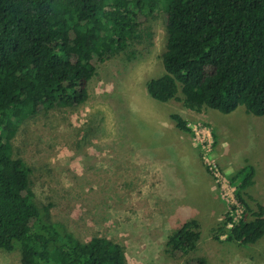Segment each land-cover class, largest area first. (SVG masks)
Returning a JSON list of instances; mask_svg holds the SVG:
<instances>
[{
	"label": "rangeland",
	"instance_id": "obj_1",
	"mask_svg": "<svg viewBox=\"0 0 264 264\" xmlns=\"http://www.w3.org/2000/svg\"><path fill=\"white\" fill-rule=\"evenodd\" d=\"M164 23L161 7L141 16L129 60L85 56L95 73L81 106L41 109L20 124L11 152L30 168V201L77 242L119 244L127 264H264V235L249 246L227 240L232 225L252 218L230 199V177L245 165L254 177L243 199L264 210V116L151 98L146 82L164 73ZM189 220L198 225L195 249L171 256L167 237ZM0 264H21L19 249L0 250Z\"/></svg>",
	"mask_w": 264,
	"mask_h": 264
},
{
	"label": "trees",
	"instance_id": "obj_2",
	"mask_svg": "<svg viewBox=\"0 0 264 264\" xmlns=\"http://www.w3.org/2000/svg\"><path fill=\"white\" fill-rule=\"evenodd\" d=\"M159 7L165 12L164 73L146 82L150 97L179 99L192 112L229 114L242 106L264 116V0H0V250L19 249L21 264H127L119 244L99 237L77 242L41 218L28 194L30 168L12 156L11 140L41 109L81 106L95 73L85 56L101 61L125 53L131 59L142 39L141 16ZM170 118L188 131L181 116ZM253 177L250 165L230 177L236 200L252 218L233 225L227 240L243 246L264 235L263 207L251 211L243 199ZM197 229L189 220L173 231L165 242L170 255L192 252Z\"/></svg>",
	"mask_w": 264,
	"mask_h": 264
},
{
	"label": "built area",
	"instance_id": "obj_3",
	"mask_svg": "<svg viewBox=\"0 0 264 264\" xmlns=\"http://www.w3.org/2000/svg\"><path fill=\"white\" fill-rule=\"evenodd\" d=\"M234 190H235V187H232L231 189H230V191H232L233 193H234ZM230 199H231V201H232V203H234V204H236L238 201L235 199V197H234V194H232V193H230ZM237 205V204H236ZM229 226H231V224H229ZM233 226V225H232ZM231 226V227H232Z\"/></svg>",
	"mask_w": 264,
	"mask_h": 264
}]
</instances>
